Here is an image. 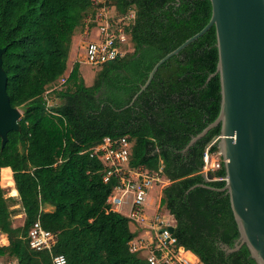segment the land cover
<instances>
[{"label": "trees", "instance_id": "obj_1", "mask_svg": "<svg viewBox=\"0 0 264 264\" xmlns=\"http://www.w3.org/2000/svg\"><path fill=\"white\" fill-rule=\"evenodd\" d=\"M110 4L117 14L135 12L127 27L129 52L97 66L90 85L74 65L65 81L73 88L56 89L57 102L47 105L44 92L64 74L74 32L83 30L95 7L90 0H0L6 91L11 106L22 110L20 129L8 132L3 147L0 139V169L11 170L23 217L13 223L15 197L5 196L0 185V233L7 238L0 257L51 264L49 252L30 248L26 238L39 218L57 233L53 252L63 254L65 264H148L142 254L129 251L134 235L129 219L107 210L113 182L103 181L101 163L89 155L104 136L127 135L130 164L161 167L168 179L160 206L173 217L177 243L191 250L198 264H256L244 244L229 253L220 246L233 247L238 237L228 194L190 189L225 183L217 179L225 177L223 163L209 171L210 180L201 172L205 147L219 126L183 150L219 111V76L207 80L217 63L214 26L164 61L129 105L153 65L207 23L210 0Z\"/></svg>", "mask_w": 264, "mask_h": 264}, {"label": "water", "instance_id": "obj_2", "mask_svg": "<svg viewBox=\"0 0 264 264\" xmlns=\"http://www.w3.org/2000/svg\"><path fill=\"white\" fill-rule=\"evenodd\" d=\"M207 23L180 45L160 58L129 105L147 87L158 67L214 26L217 48L214 75L219 76L220 105L217 116L192 135L183 150L212 128L219 126L217 145L223 159L225 183L213 187L195 184L228 194L238 237L233 247L220 243L227 253L243 244L256 264H264V0H210ZM0 47V139L1 147L9 131L20 129L21 111L10 104L7 77L2 67ZM210 179L211 175L208 174ZM173 231V226L168 227Z\"/></svg>", "mask_w": 264, "mask_h": 264}, {"label": "built area", "instance_id": "obj_3", "mask_svg": "<svg viewBox=\"0 0 264 264\" xmlns=\"http://www.w3.org/2000/svg\"><path fill=\"white\" fill-rule=\"evenodd\" d=\"M95 7L89 13L83 27L84 52L79 62L90 66H99L105 62L121 58L130 50L127 27L133 23L135 12L129 10L117 14L113 0H90ZM68 73L60 77L59 83H65ZM220 135L215 136L205 147L203 154L202 174L205 179L209 171L214 170L223 162L217 142ZM217 148L211 150V146ZM132 142L127 135L112 137L104 136L101 141L89 149V155L96 158L102 165V179L113 182L106 202L107 210L118 212L129 219L133 237L128 249L140 253L148 264H198L197 256L189 249L178 244L169 230L170 224L163 219L156 205L148 216L145 203L152 188L162 187L168 179L162 169H149L142 165L130 164ZM226 177H218L225 180ZM124 209H126L124 211ZM26 238L30 248L36 251H47L51 256V264H65L66 258L61 253H54L57 233L45 229L39 218L29 227Z\"/></svg>", "mask_w": 264, "mask_h": 264}, {"label": "rangeland", "instance_id": "obj_4", "mask_svg": "<svg viewBox=\"0 0 264 264\" xmlns=\"http://www.w3.org/2000/svg\"><path fill=\"white\" fill-rule=\"evenodd\" d=\"M82 31L83 30H81L80 28H77L74 32L75 34L77 33L81 37L79 36L80 39L78 42L75 39V43H76L74 46L75 48L73 49V53L71 54L70 59H69V55H68L69 61L67 62V67H66L64 74H67V73L69 74V71L71 70V68L77 64V66H79V73H78L79 77H81L83 79V81L86 85H90L92 83V79H93L95 70L98 67L90 66L86 63L78 61L81 58L80 54H83V52H84V48H83L84 39H83V32ZM72 42H73V38H72ZM72 42H71V44H72ZM59 79H60V77H59ZM59 79L57 81H55L54 86H50V87L46 88V91L44 92V98L46 100L47 105H51V104H54L55 102H57V98L55 96L56 89H58V88L65 89L66 87L70 88V89L73 88V84L71 82L67 81L65 84L64 83L60 84ZM20 111L22 113L21 109H20ZM2 174H4V173H2L0 171V185L4 189L5 196L15 197L13 194L14 185H11V184L9 185L8 178L5 177V174L4 175H2ZM1 177H3V178H1ZM149 196L151 198V202L149 203V206L146 208V214H148V216L150 214H152L156 205H158V207H159L158 211L162 215L163 219L166 220L170 225H173V222H174L173 217L166 210H164L163 207L160 206V200H159L160 199V192H159L158 187H154L150 191ZM11 204H12L11 208L14 209L13 214H12V221L14 224H19V223H21V221L23 219L22 208H21L19 201L17 200L16 197H15L14 201H11ZM46 208L50 209L49 206ZM125 210L126 209H124V211ZM0 244H2V245L7 244L6 235L3 233H0ZM0 264H16V261L12 257H10L8 255H4L3 257H0Z\"/></svg>", "mask_w": 264, "mask_h": 264}, {"label": "crops", "instance_id": "obj_5", "mask_svg": "<svg viewBox=\"0 0 264 264\" xmlns=\"http://www.w3.org/2000/svg\"><path fill=\"white\" fill-rule=\"evenodd\" d=\"M75 34V33H74ZM80 35H78L77 33L73 36V42H72V44H71V47H70V51H69V59H70V57H71V54L73 53V49L75 48L74 46H75V39L77 40V42L79 41V39H80V37H79ZM69 61V60H68ZM67 61V62H68ZM2 169H6V170H10V168L9 167H3ZM11 171V170H10ZM153 189V188H152ZM151 189V190H152ZM150 190V191H151ZM159 192H160V195H161V191L159 190ZM150 193V192H149ZM160 200V199H159ZM151 202V198H150V196L148 195V197H147V200H146V203H145V210H146V208L149 206V203ZM171 226V225H170Z\"/></svg>", "mask_w": 264, "mask_h": 264}, {"label": "bare ground", "instance_id": "obj_6", "mask_svg": "<svg viewBox=\"0 0 264 264\" xmlns=\"http://www.w3.org/2000/svg\"><path fill=\"white\" fill-rule=\"evenodd\" d=\"M0 171L2 172V173H4L5 174V177L6 178H8V180H9V185L11 184V185H13V180H12V177H11V171L10 170H6V169H0ZM4 174H2V175H4ZM1 178H3V177H1ZM6 180V179H5ZM3 181V180H2ZM5 182V181H4ZM10 188V187H9ZM13 194L15 195L16 194V190H15V188L13 189Z\"/></svg>", "mask_w": 264, "mask_h": 264}]
</instances>
